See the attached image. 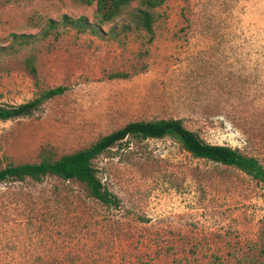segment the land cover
Returning a JSON list of instances; mask_svg holds the SVG:
<instances>
[{
	"label": "rangeland",
	"instance_id": "1",
	"mask_svg": "<svg viewBox=\"0 0 264 264\" xmlns=\"http://www.w3.org/2000/svg\"><path fill=\"white\" fill-rule=\"evenodd\" d=\"M93 9L0 0V105L65 88L0 119V168L169 117L264 166V0H165L151 42L143 31L98 37L60 25L42 36L48 18H91ZM12 33L36 39L21 48ZM92 164L117 206L56 176L0 182V264H264V185L240 169L196 158L169 136L126 138Z\"/></svg>",
	"mask_w": 264,
	"mask_h": 264
},
{
	"label": "trees",
	"instance_id": "2",
	"mask_svg": "<svg viewBox=\"0 0 264 264\" xmlns=\"http://www.w3.org/2000/svg\"><path fill=\"white\" fill-rule=\"evenodd\" d=\"M76 4L94 6L91 18L80 15L71 17L61 14L59 20L48 18L42 29V36L57 29L58 25L72 29L77 33H90L98 37H118L120 33L143 31L147 41L154 38V22L157 17L156 9L165 0H73ZM121 18L120 24L111 25L107 31L103 30L105 24ZM12 40L18 47H26L36 39L35 34L12 33ZM12 45L13 52L19 48ZM2 48H0L1 50ZM23 65L28 73L37 80L35 54L28 53L23 58ZM128 73L114 72L110 77H128ZM64 87L47 88L38 93L36 97L18 105H0V119H9L31 113L37 110L46 100L60 95ZM174 138L180 146L192 156L203 158L228 166H234L262 185H264V166L252 155L243 154L238 148L225 144H213L205 141L199 134L187 128L181 118H157L150 120H134L99 137L88 146L79 148L70 153L55 157L53 150L43 148L38 161L8 163L0 168V182L23 181L31 179L41 181L46 176H56L63 180H75L82 183L87 193L109 206H117L118 197L109 191L96 174L92 161L99 154L108 150L114 144L126 138Z\"/></svg>",
	"mask_w": 264,
	"mask_h": 264
}]
</instances>
